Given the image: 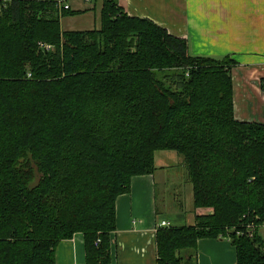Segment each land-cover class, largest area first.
<instances>
[{"label":"trees","instance_id":"obj_1","mask_svg":"<svg viewBox=\"0 0 264 264\" xmlns=\"http://www.w3.org/2000/svg\"><path fill=\"white\" fill-rule=\"evenodd\" d=\"M81 13L0 8V264H55L78 233L85 264H109L116 199L158 152L181 157L195 217L157 230L156 264H196L217 238L236 264H264V124L234 117L235 64L192 57L118 0H102L98 29L62 30Z\"/></svg>","mask_w":264,"mask_h":264},{"label":"crops","instance_id":"obj_2","mask_svg":"<svg viewBox=\"0 0 264 264\" xmlns=\"http://www.w3.org/2000/svg\"><path fill=\"white\" fill-rule=\"evenodd\" d=\"M78 3L67 4L69 10L84 12L76 15L87 17L83 21L92 23L93 17L95 23L96 14L99 20L102 0H91L79 7ZM118 4L128 17L147 19L169 35L185 39L192 57L232 60L234 117L239 122L264 124V0H118ZM76 16L61 18L60 26L63 21L70 24ZM159 159L164 160L161 155ZM164 168L159 166L152 175L132 178L129 192L117 197L109 264H156L159 224L194 225L192 198L184 184L190 198L184 211L167 215L158 208L157 190L163 185L167 188L170 178L174 179ZM195 261L236 264L235 250L226 238L200 239ZM55 264H85L82 234L58 244Z\"/></svg>","mask_w":264,"mask_h":264},{"label":"rangeland","instance_id":"obj_3","mask_svg":"<svg viewBox=\"0 0 264 264\" xmlns=\"http://www.w3.org/2000/svg\"><path fill=\"white\" fill-rule=\"evenodd\" d=\"M79 2L78 7L83 5V0H67V4L75 6V3ZM77 6V5H76ZM87 17H81V16H76L74 19L69 22L70 24L64 23L63 21L61 28L65 30L66 28L69 30H77V31H82V30H92V29H98L99 27V20L98 16L96 14L95 17V23L93 22L94 18L92 17V23L83 21L86 20ZM89 19V18H88ZM161 155V158H164V160L159 159V156ZM181 157L178 156L175 152H158L156 154V160H155V167H165L164 169L170 170V173L173 174L174 179H171L168 182V187L162 186L160 189L157 190V205L158 208L160 209L161 212H164L165 214H173L174 212L178 210H185L186 205L189 206L188 202L190 200L189 196H187V192H184V177L182 176V169L180 166ZM179 174V175H178ZM177 180V184H175ZM178 186V187H177ZM164 188L167 189L164 191ZM179 206H178V205ZM188 210L189 207H187ZM193 210V209H192ZM163 213V214H164ZM251 230V229H249ZM257 234L258 236L262 239L264 243V225L258 227L257 229ZM232 229H227L226 232H232ZM254 234V232H253Z\"/></svg>","mask_w":264,"mask_h":264},{"label":"built area","instance_id":"obj_4","mask_svg":"<svg viewBox=\"0 0 264 264\" xmlns=\"http://www.w3.org/2000/svg\"><path fill=\"white\" fill-rule=\"evenodd\" d=\"M11 0H0V8L2 6H6ZM83 2L85 3H89L91 2V0H83ZM53 3H54V7L59 11V12H62V11H65V10H69V6L67 5L66 3V0H53ZM40 48H44L45 50H49L51 49L50 46H43V45H39ZM169 224L166 223V222H161L159 224V227H168ZM99 242V241H97Z\"/></svg>","mask_w":264,"mask_h":264}]
</instances>
